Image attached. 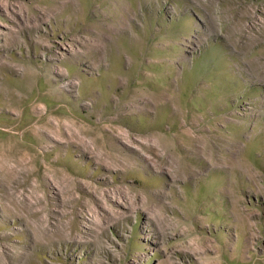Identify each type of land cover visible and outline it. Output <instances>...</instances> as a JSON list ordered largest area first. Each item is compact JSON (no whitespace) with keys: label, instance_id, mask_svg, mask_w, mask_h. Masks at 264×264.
Returning a JSON list of instances; mask_svg holds the SVG:
<instances>
[{"label":"rangeland","instance_id":"rangeland-1","mask_svg":"<svg viewBox=\"0 0 264 264\" xmlns=\"http://www.w3.org/2000/svg\"><path fill=\"white\" fill-rule=\"evenodd\" d=\"M0 264H264V0H0Z\"/></svg>","mask_w":264,"mask_h":264}]
</instances>
